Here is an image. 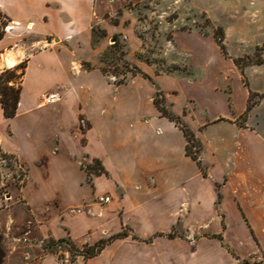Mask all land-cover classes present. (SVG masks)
<instances>
[{
	"label": "crops",
	"instance_id": "obj_1",
	"mask_svg": "<svg viewBox=\"0 0 264 264\" xmlns=\"http://www.w3.org/2000/svg\"><path fill=\"white\" fill-rule=\"evenodd\" d=\"M122 1L0 0L10 19L0 39V72L26 61L14 116L4 114L0 95V154L15 156L26 170L20 185L0 183V264H196L201 257L208 264H241L244 245L257 250L259 241L264 249V137L238 126V141L222 161L220 147L202 141L198 131L225 116L195 128L194 107L170 108L200 140L204 175L155 94L134 90L148 89L137 79L141 74L116 84L92 63L93 26ZM6 51L17 54L12 67L3 60ZM53 90L60 99L45 104L44 93ZM95 159L103 172L89 179L87 165ZM102 194L111 201L99 202ZM125 228L128 236L88 258L59 259L40 245L27 250L13 240L28 233L71 238L79 247Z\"/></svg>",
	"mask_w": 264,
	"mask_h": 264
},
{
	"label": "rangeland",
	"instance_id": "obj_2",
	"mask_svg": "<svg viewBox=\"0 0 264 264\" xmlns=\"http://www.w3.org/2000/svg\"><path fill=\"white\" fill-rule=\"evenodd\" d=\"M219 26L225 30V52L215 40ZM90 38L92 63L106 69L103 74L107 80L130 82L135 79L133 65H137L152 80L137 76L148 89L142 85V91L134 90L142 95L148 90L152 97L156 88L163 89L175 102L166 101L169 108L182 110L184 103L190 104L194 107L190 111V119L196 123L193 127L201 120L227 117L198 131L202 141L220 147L222 161L232 154L238 141V126L254 128L264 137V0H123L115 12L107 13L103 22L93 26ZM22 40L29 42V36ZM235 58L248 62L243 65L244 74L234 64ZM80 60L75 56L76 64ZM19 81L16 78L17 84ZM249 90L254 93L251 98ZM249 103H253L250 108ZM2 171L6 180L18 185L26 179V170L15 156L9 155ZM49 239L21 233L13 240L28 250ZM257 243V250L243 246L247 258L241 264L264 260V249ZM56 248L59 259L74 257L68 250L71 244ZM205 260L201 257L196 264H208Z\"/></svg>",
	"mask_w": 264,
	"mask_h": 264
},
{
	"label": "trees",
	"instance_id": "obj_3",
	"mask_svg": "<svg viewBox=\"0 0 264 264\" xmlns=\"http://www.w3.org/2000/svg\"><path fill=\"white\" fill-rule=\"evenodd\" d=\"M10 21L9 17L5 15L2 10L0 9V39L4 37L6 30L5 26ZM215 40L221 50L225 52V30L222 26H219L218 29L215 31ZM124 55V53H122ZM235 64L243 71V65L247 64L248 62L241 63L240 58L234 59ZM250 62V60H249ZM84 66L87 69H91L92 65L89 62H85ZM135 67V71L132 72L133 76L141 74L145 77H148L151 80V77L145 73L142 69H140L137 65H133ZM26 67V61H23L17 65H15L12 68H6L0 72V95H1V101L4 109V114L6 116H14L17 112L18 103L20 99V93H21V82H22V76L24 74ZM20 70V72H19ZM103 71L106 72V69H103ZM16 78H20V81L18 84L16 83ZM125 81H117L116 84L124 83ZM254 93L250 91L249 98L252 97ZM154 102L161 112L163 116L168 117L171 121L175 122L177 125L180 126V128L183 130L188 143L186 146L187 154L190 155L193 159L196 160L197 164L201 168L204 175H207V168L205 165H203L201 159H200V153L203 150V146L200 142V140L195 136V133L192 131V129L189 127V125L181 118V116L177 115L175 112H173L169 107L166 105V99L163 94V91L159 88L156 90V93L154 95ZM253 103L248 104V108L251 107ZM4 156L9 157V155L3 154ZM88 173H89V179L91 174H100L103 172V166L101 165V162L99 159H95L93 163L87 165ZM219 186V184H218ZM220 192H219V199H220ZM129 235V230L124 229L123 231L114 234L108 238L100 239L99 241L89 244L86 243L83 245L82 248H79L75 245V243L71 240V238H61V239H54L50 238L49 241L42 244V247L45 250L52 251L53 253H57V246L63 247L64 244H71L72 249H68L69 252L75 256V255H82L84 258H88L91 256H94L101 252V250L109 244L111 241H113L116 238L124 237ZM175 235L174 233H169V236ZM220 239H223V236L221 234L214 235ZM133 238L139 239V237L132 235ZM73 258V257H72Z\"/></svg>",
	"mask_w": 264,
	"mask_h": 264
},
{
	"label": "built area",
	"instance_id": "obj_4",
	"mask_svg": "<svg viewBox=\"0 0 264 264\" xmlns=\"http://www.w3.org/2000/svg\"><path fill=\"white\" fill-rule=\"evenodd\" d=\"M60 99V94L58 91H48L43 95V101L45 104H51ZM8 157L0 154V183L6 181V177L4 172L2 171V167L7 166ZM4 187V183H3ZM98 200L101 203H108L111 201V196L108 194H102L98 196Z\"/></svg>",
	"mask_w": 264,
	"mask_h": 264
},
{
	"label": "bare ground",
	"instance_id": "obj_5",
	"mask_svg": "<svg viewBox=\"0 0 264 264\" xmlns=\"http://www.w3.org/2000/svg\"><path fill=\"white\" fill-rule=\"evenodd\" d=\"M3 60L7 67H12L17 60V54L12 51H6L3 55Z\"/></svg>",
	"mask_w": 264,
	"mask_h": 264
},
{
	"label": "water",
	"instance_id": "obj_6",
	"mask_svg": "<svg viewBox=\"0 0 264 264\" xmlns=\"http://www.w3.org/2000/svg\"><path fill=\"white\" fill-rule=\"evenodd\" d=\"M56 40H58V39H56Z\"/></svg>",
	"mask_w": 264,
	"mask_h": 264
}]
</instances>
